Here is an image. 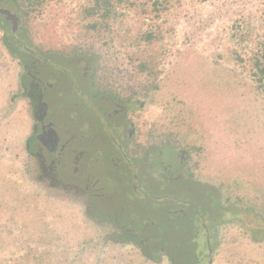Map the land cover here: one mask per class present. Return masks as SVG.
<instances>
[{
	"label": "rangeland",
	"instance_id": "1",
	"mask_svg": "<svg viewBox=\"0 0 264 264\" xmlns=\"http://www.w3.org/2000/svg\"><path fill=\"white\" fill-rule=\"evenodd\" d=\"M95 2L23 6L28 15L20 40L37 56H55V73L70 69L62 57L92 59L97 88L119 91L130 107L138 132L130 150L111 147L98 127L102 112L81 99L87 130L75 142L80 134L96 136L86 144L88 172L104 198L98 206L118 211L114 218L129 223L127 239L137 243L106 241L113 236L88 220L75 198L38 182L25 149L33 108L22 95L24 68L3 47L0 264H264V90L253 82L250 59L264 39V0H109L108 22L91 17ZM148 32L156 35L153 42L141 40ZM67 87L55 103V120L78 111ZM153 144L165 150L156 165L164 164L167 179L176 174L179 151L189 154V194L181 182L167 181L143 190L139 180V191H132L131 170L122 162ZM145 161L138 158L133 167ZM219 193L223 205L214 197ZM177 209L185 211L183 219L171 214ZM145 247L155 259H146Z\"/></svg>",
	"mask_w": 264,
	"mask_h": 264
},
{
	"label": "flooded vegetation",
	"instance_id": "2",
	"mask_svg": "<svg viewBox=\"0 0 264 264\" xmlns=\"http://www.w3.org/2000/svg\"><path fill=\"white\" fill-rule=\"evenodd\" d=\"M6 1L8 2V0ZM5 6L0 4V8L10 10L18 15L15 7L9 9L8 6ZM7 22L11 24V22ZM18 43L23 45L28 55L25 59L24 80L21 81V84L22 95L33 108V126L32 133L26 140L25 149L33 160L36 179L50 190H58L75 198L76 202L83 206L85 217L102 227L106 237L113 236L110 240L105 239L106 241L117 244H136V239H127V237L133 236L129 226H126L129 223L119 224V220L114 218L118 211L98 206L104 198L100 193L95 192L98 191L96 190L98 180L88 172L87 166L91 161L92 149L86 144L89 139L93 141L96 136H90L86 140L85 138L88 137L80 134L79 143L75 142L78 138L77 133L85 135L84 131L87 130V124L83 121L82 112H80L83 107L78 103V100L81 99L85 100L88 108L97 115L102 112L104 120L99 123L98 127L110 137L111 147L122 152L123 148L130 150L134 144L133 141L138 136L134 122L131 121L130 107L123 104L122 97L118 94H113L109 90L100 91L97 88L96 73L92 70L90 59L62 57L60 59L65 61L70 69H66L67 72L60 69L61 73H55V67L52 66L55 64L50 62L55 56H37V53L26 47L21 40ZM65 75L68 77L66 78ZM64 86H68L66 90L69 88L72 95L71 101L78 111L75 110L74 113L73 109L66 120L59 121L54 118V109L56 110L55 103L61 99V95L65 91L63 90ZM74 121H81L78 127L73 125ZM82 123L85 124L82 125ZM128 125L130 128H127ZM128 129L129 131H127ZM84 141L86 142L82 143ZM163 151L165 150H159L156 144L148 146L144 152H140L141 157L138 158L146 159L145 164L140 166L133 167L138 164L137 157L134 158L136 162L128 159L123 160L122 165L131 170L128 184L134 193L139 191V180L143 184V190L152 184L161 185L163 181L171 184L181 182L186 194H189L193 189L189 176L186 174L189 154L183 150L179 151L176 174L167 179V177H162V173L165 174L161 168L165 167L164 164L160 162V169L156 165V160L163 154ZM147 160L150 162V169L145 171L144 166H147ZM98 209L103 212L101 213L102 218L97 215ZM171 214L179 220L186 216L182 209L172 210ZM207 239L209 245L210 240L208 237ZM146 250L149 254V250ZM161 251V254H164V249Z\"/></svg>",
	"mask_w": 264,
	"mask_h": 264
},
{
	"label": "trees",
	"instance_id": "3",
	"mask_svg": "<svg viewBox=\"0 0 264 264\" xmlns=\"http://www.w3.org/2000/svg\"><path fill=\"white\" fill-rule=\"evenodd\" d=\"M108 2L109 0H96L95 2L96 7L93 9L95 13L91 16L92 18L95 19V21L98 18H100V21H103V22L104 21L108 22L113 19L109 11V7H111L112 5H110V3ZM43 3H44V0H8V2L6 0H0V4L6 5L8 6V8L15 7L16 12L18 13L17 16L19 20V25H23V23L26 24L25 17L28 15L27 12L23 10L24 9L23 6L27 5V7L29 8L32 5V8H35L36 6L38 7L39 5H42ZM157 17L160 18L161 16H157ZM3 20L5 24L2 23ZM8 24L9 23L4 19V17L3 18L0 17V62L4 55V51L2 49L4 47L5 51L10 56L17 59L20 65L23 66L24 68L25 59L28 57V55L25 52V48L23 47V45L19 44L18 41L20 40V35L22 36L24 35L25 30H23L24 28L20 26L17 32L14 33L12 30V27H11V31L8 30V26H7ZM93 28H96V26H94ZM153 33L154 32H148L145 36L146 38L144 37L142 38L140 37V38L143 42H146V43L153 42L156 36ZM28 41H27V44H28ZM83 57L87 58L86 56H83ZM250 59L252 62L253 82L258 89L264 90V39L261 45L259 46V48L253 53ZM93 63L95 64V61ZM146 64H147L146 61L142 62V64L139 66V69L141 70L140 72H146L145 71V68L147 66ZM24 73H25V70H24ZM169 73L173 74L175 73V71L172 70ZM112 92L113 94H118V96L122 97L119 91H112ZM236 181H237V185L240 188H244L245 181L241 177H236ZM214 197L216 198L217 203H219L220 205L221 204L223 205L224 200H223V195L221 193H219V196L215 195ZM90 240L94 241V238H91ZM143 251L145 253L146 259H150V258L155 259L154 256H150L148 254L146 247L143 249ZM42 256L43 254L39 256V259H43ZM253 261L255 262L254 259Z\"/></svg>",
	"mask_w": 264,
	"mask_h": 264
},
{
	"label": "water",
	"instance_id": "4",
	"mask_svg": "<svg viewBox=\"0 0 264 264\" xmlns=\"http://www.w3.org/2000/svg\"><path fill=\"white\" fill-rule=\"evenodd\" d=\"M0 15L4 16L7 21L11 22L12 30L14 33H16L19 28L18 16L12 13L10 10L3 8H0Z\"/></svg>",
	"mask_w": 264,
	"mask_h": 264
}]
</instances>
